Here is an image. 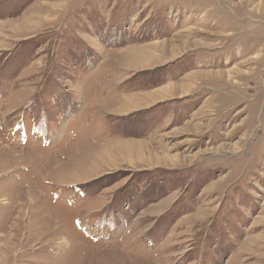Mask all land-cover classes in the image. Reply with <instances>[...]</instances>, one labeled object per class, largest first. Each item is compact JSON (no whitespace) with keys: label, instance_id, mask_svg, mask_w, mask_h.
<instances>
[{"label":"rangeland","instance_id":"374dc122","mask_svg":"<svg viewBox=\"0 0 264 264\" xmlns=\"http://www.w3.org/2000/svg\"><path fill=\"white\" fill-rule=\"evenodd\" d=\"M0 264H264V0H0Z\"/></svg>","mask_w":264,"mask_h":264},{"label":"crops","instance_id":"0c3cea01","mask_svg":"<svg viewBox=\"0 0 264 264\" xmlns=\"http://www.w3.org/2000/svg\"><path fill=\"white\" fill-rule=\"evenodd\" d=\"M123 101H124V100H123ZM128 102H129V101H128ZM126 103H127V101H124V102H123L124 106H125ZM128 147H129V146H127V148H128ZM130 147H131V148H134L132 145H131ZM130 147H129V148H130ZM125 148H126V147H125Z\"/></svg>","mask_w":264,"mask_h":264},{"label":"bare ground","instance_id":"6f19581e","mask_svg":"<svg viewBox=\"0 0 264 264\" xmlns=\"http://www.w3.org/2000/svg\"><path fill=\"white\" fill-rule=\"evenodd\" d=\"M178 50H179V49H178ZM129 103H130V102H127V103H126V107H127V105H128ZM101 157H102V156H101ZM104 157H105V155H104ZM30 207H31V206H30Z\"/></svg>","mask_w":264,"mask_h":264}]
</instances>
